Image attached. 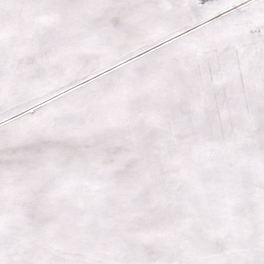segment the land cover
I'll return each instance as SVG.
<instances>
[{"label":"snow or ice","instance_id":"snow-or-ice-1","mask_svg":"<svg viewBox=\"0 0 264 264\" xmlns=\"http://www.w3.org/2000/svg\"><path fill=\"white\" fill-rule=\"evenodd\" d=\"M0 264H264V0H0Z\"/></svg>","mask_w":264,"mask_h":264}]
</instances>
